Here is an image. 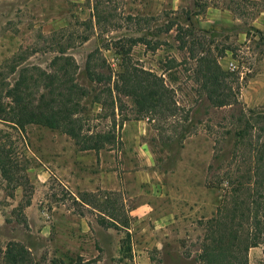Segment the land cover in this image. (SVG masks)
<instances>
[{
  "label": "rangeland",
  "instance_id": "obj_1",
  "mask_svg": "<svg viewBox=\"0 0 264 264\" xmlns=\"http://www.w3.org/2000/svg\"><path fill=\"white\" fill-rule=\"evenodd\" d=\"M206 51L228 73L231 106L215 107L202 88ZM61 58L76 62L68 77L89 93L86 130L117 142L84 152L60 131L0 121L14 176L0 169V256L16 242L42 264H200L219 177L249 154L236 151V134L247 119L264 126V0H0V95L23 68L56 72ZM124 62L164 79L174 116L138 114L111 93ZM28 79L38 99L43 84ZM249 260L264 264L263 248Z\"/></svg>",
  "mask_w": 264,
  "mask_h": 264
},
{
  "label": "trees",
  "instance_id": "obj_2",
  "mask_svg": "<svg viewBox=\"0 0 264 264\" xmlns=\"http://www.w3.org/2000/svg\"><path fill=\"white\" fill-rule=\"evenodd\" d=\"M181 43L183 48L188 44L182 39ZM61 60L65 61V65L56 72L23 68L13 85L5 84L2 88L5 95H0V121L21 132L29 126L60 131L84 152L106 150L117 142V137L112 132L90 133L86 130V121L80 116L81 100L89 93L75 79L68 77L71 72L76 75V62ZM199 62L202 88L208 100L218 108L231 106L232 97L226 94L225 89L228 73L222 69L218 59L211 51H206ZM87 69L90 74L95 72V78L91 75L94 82H102L101 75L90 67ZM32 72L37 73L38 82L43 84L38 99L30 93L28 75ZM115 77L111 93L130 98L138 114L163 111L173 116L176 114L177 102L173 91L155 73L124 62ZM113 78L108 79L109 83ZM261 123H256V120L252 123L247 119L245 127L236 134V151L245 150L249 154L245 156L243 153L239 157L238 170L233 171L231 169L234 168L228 165L219 177L224 196L215 218L207 224L200 264H250L251 250L262 247L264 251V126L261 127ZM255 135L256 141H252ZM10 162L6 155L0 153L2 174L12 182L14 176ZM111 220L105 223L107 227L116 226V221ZM0 257V264H42L34 259L26 246L16 242L9 243ZM51 264L65 263L57 260Z\"/></svg>",
  "mask_w": 264,
  "mask_h": 264
}]
</instances>
